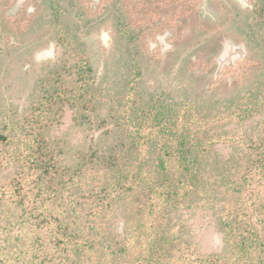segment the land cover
<instances>
[{
	"label": "trees",
	"instance_id": "1",
	"mask_svg": "<svg viewBox=\"0 0 264 264\" xmlns=\"http://www.w3.org/2000/svg\"><path fill=\"white\" fill-rule=\"evenodd\" d=\"M38 1L30 26L58 53L33 64L22 106L0 98V264H264V41L246 37L227 80L198 10L181 5L191 40L161 58L146 0ZM196 216L219 250L187 254Z\"/></svg>",
	"mask_w": 264,
	"mask_h": 264
},
{
	"label": "flooded vegetation",
	"instance_id": "2",
	"mask_svg": "<svg viewBox=\"0 0 264 264\" xmlns=\"http://www.w3.org/2000/svg\"><path fill=\"white\" fill-rule=\"evenodd\" d=\"M195 1L182 0V2H185L182 4L181 0H146L144 10H157L158 14L151 17L160 18L158 22L153 21L150 23V15L147 14L143 20V24L148 29L152 28L147 31V34L156 28L159 30L155 32L158 38H154L153 42H148V48L151 53H157L164 58L166 52L168 53L175 47L177 39L183 37L182 31H179L176 27L180 18L177 11L181 8V5L190 8L194 13L198 10L200 18L197 19L195 14L193 16V13L192 15L189 14V24L191 23L192 27H196L199 20L205 21L206 25L209 24L208 28L205 29V36L220 42V48L215 53L212 73L214 77H222L226 74L229 66L240 60L238 57H234L219 65L218 56L223 52L225 44L242 45L245 50L244 55L241 57L242 60L248 54L245 44L247 36L264 41V0H224L222 4L224 8L223 24L217 21L215 11L212 9L207 11L204 6H201L203 0H200L197 7H195ZM99 2L100 0H91L89 4L96 5ZM38 3V0H0V57L30 56L34 62L41 63L49 60L44 58L58 53V48L47 31H37L35 27L30 26L34 17L32 15L39 7ZM104 29L107 30L110 43L111 28L109 24L102 25L98 32L92 35V40H94V44H100V47L107 48L109 44L104 46L100 38ZM227 31H231V33ZM232 33L237 36L238 40L235 39V41L229 36ZM36 58L40 60H36ZM34 62L31 61L28 66L31 67L35 64ZM225 76L227 77L228 73Z\"/></svg>",
	"mask_w": 264,
	"mask_h": 264
},
{
	"label": "rangeland",
	"instance_id": "3",
	"mask_svg": "<svg viewBox=\"0 0 264 264\" xmlns=\"http://www.w3.org/2000/svg\"><path fill=\"white\" fill-rule=\"evenodd\" d=\"M223 2L224 0H203V3L201 6H204L205 10L207 11H209L210 9L215 11L214 13H216L215 17L217 18V21L222 23L223 17H224V14H223L224 8L222 5ZM150 19L151 20L149 21L151 23L153 21L158 22L160 18L151 17ZM204 22L199 20L197 23L202 25L206 29L208 28L209 24L206 25V23ZM156 31H159V30L156 28L154 31L151 30L150 32H148L149 34H147V37L144 40H146V42H153L156 38H158V36L156 37L155 35ZM227 32L231 33V31H227ZM188 34L189 35L183 36L182 38L179 37V38L185 41H190L192 34L190 33ZM205 34L206 32L204 33V36ZM229 36L234 40L235 39L238 40L237 36L234 35L233 33L231 35L229 34ZM100 38L102 39V44L104 46H107L109 44V39H108V34H107L106 29H104L101 32ZM98 46L100 47V44H98ZM167 54L168 53L166 52L165 56H167ZM56 55L57 54H55L54 56L46 57L44 59L52 60V59H55ZM247 57H248V54L242 60L241 58H239L240 60L236 61L234 65H231L228 67L226 71V73H228V76L225 77L227 80L232 79L231 76H234L237 72L240 71V67ZM7 58L8 59L3 65V73L0 74V98L7 103H11L13 106H16V105L22 106L25 103L26 94L29 90V84L33 78V72L35 70V65L29 67L28 64L31 61L32 63L34 61L32 57L30 56H24V57L10 56ZM36 60H40V59L36 58ZM94 60H95V65L99 67L101 64L99 55H96L94 57ZM172 70L171 71L173 73L175 68ZM229 72H232V73H229ZM172 73L170 74V76H168V78L172 77ZM64 119H65L64 125H67L69 122V114H66ZM217 147L223 154H228L231 151V147L229 145L228 140L225 141V143H219ZM190 219H191L190 220L191 238H190V245L186 251L187 254H190L191 256H196L198 254L206 253L212 250H219L221 247V243H222L221 237L219 233L214 229L213 225L209 223L207 219L202 218L201 216H196L195 218H190Z\"/></svg>",
	"mask_w": 264,
	"mask_h": 264
},
{
	"label": "water",
	"instance_id": "4",
	"mask_svg": "<svg viewBox=\"0 0 264 264\" xmlns=\"http://www.w3.org/2000/svg\"><path fill=\"white\" fill-rule=\"evenodd\" d=\"M42 53V52H41ZM245 53L244 47L242 45H235L232 43H227L224 45L223 52L218 56L219 65L225 60H231L234 57L241 58Z\"/></svg>",
	"mask_w": 264,
	"mask_h": 264
}]
</instances>
